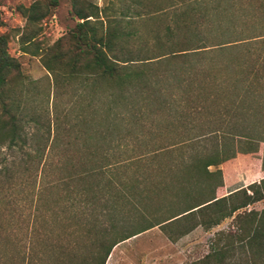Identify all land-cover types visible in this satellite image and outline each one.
I'll return each instance as SVG.
<instances>
[{"label": "trees", "instance_id": "1", "mask_svg": "<svg viewBox=\"0 0 264 264\" xmlns=\"http://www.w3.org/2000/svg\"><path fill=\"white\" fill-rule=\"evenodd\" d=\"M116 1L104 19L72 0L75 28L39 55L80 100L51 139L23 128L0 33V264H105L152 228L175 243L226 219L194 264H264V0ZM56 6L18 10L34 28ZM245 163L261 178L229 192Z\"/></svg>", "mask_w": 264, "mask_h": 264}, {"label": "rangeland", "instance_id": "2", "mask_svg": "<svg viewBox=\"0 0 264 264\" xmlns=\"http://www.w3.org/2000/svg\"><path fill=\"white\" fill-rule=\"evenodd\" d=\"M34 1L37 0H0V33L7 36L9 53L21 63L22 73L27 79L22 85L19 108L23 128L29 137L44 134L51 139L56 131H61L60 123H74V114L67 118L65 115L69 107L80 100L78 95L70 96L71 92L56 89L52 75L42 67L39 55L72 31L78 20L72 11V0H57L51 16L34 28L27 27L18 7H26ZM86 3L98 9H109L104 10L100 18L117 16L119 5L116 0H78L77 6ZM91 21L93 25L98 23L94 19ZM33 30L37 31L36 37L24 44V34ZM256 178L251 174L242 175L237 187ZM230 222L231 219H226L208 232L196 228L175 243L170 242L158 227L152 228L114 247L105 264H194L207 253L214 233L227 229Z\"/></svg>", "mask_w": 264, "mask_h": 264}, {"label": "crops", "instance_id": "3", "mask_svg": "<svg viewBox=\"0 0 264 264\" xmlns=\"http://www.w3.org/2000/svg\"><path fill=\"white\" fill-rule=\"evenodd\" d=\"M246 166H244V169L241 168V169H236V170H233L231 173H229V175H225L224 177V183H225V187L227 188V185L229 184L228 187H230L231 189L233 190H236L238 188H241V187H246L247 185L253 183L254 181H258L261 176H262V173L260 171V167H255V168H252V167H248V165L245 163ZM245 174H251L253 176H256L257 178L248 183V184H244L242 186H239L237 187V184L238 182L240 181V178L243 176H245ZM233 190H229L230 191H233Z\"/></svg>", "mask_w": 264, "mask_h": 264}]
</instances>
